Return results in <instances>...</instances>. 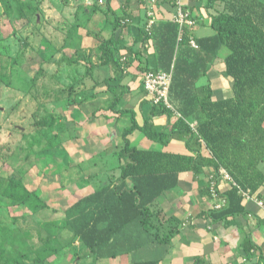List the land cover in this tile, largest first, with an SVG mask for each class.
<instances>
[{"label": "trees", "instance_id": "1", "mask_svg": "<svg viewBox=\"0 0 264 264\" xmlns=\"http://www.w3.org/2000/svg\"><path fill=\"white\" fill-rule=\"evenodd\" d=\"M0 1L6 14H17L20 19L34 18L39 11L32 0ZM217 4V13L211 14L214 34L196 38L198 48L190 44L191 37H195L193 29H186L179 40V26L175 21L154 24L151 34L146 23L141 31L143 46L151 41L158 52L159 64L167 70L174 64L169 93L172 108L163 102L154 103L150 97L146 100L152 105L150 117L143 122L134 109L129 110L130 124L124 131V147L117 157L120 175L80 197L68 209L67 215L74 216L75 236L84 243L87 255L95 260L109 255V249L113 257L129 252L146 238L173 244L181 222L167 215L159 207V200L167 191L178 187L184 173L192 171L198 176L205 173L209 178L206 187L209 196L212 195L211 181L215 180L217 192L226 198L223 207L207 211L206 216L213 222L248 214L241 190L260 197L264 184V0H207L206 10L216 8ZM124 13L129 11L125 9ZM117 22L120 24V19ZM113 41L114 37L104 38L101 61L102 64L113 62L121 68L122 63L114 57L111 48ZM223 50L227 52L222 58L224 76L232 85L227 87L224 97L215 98L211 82L201 85L199 82L208 77ZM127 58L125 56L123 64L129 67ZM123 76L107 79L108 89ZM143 90L150 95L144 84ZM122 95L116 94L113 103L119 102ZM156 117L175 120L168 135L155 131L150 118ZM136 130L164 140V145L170 140L168 137L180 133L189 139V147L191 140L199 150L192 154L140 148L129 138ZM203 146L207 154L200 151ZM222 169H226L236 183L225 178ZM4 194L16 203L33 201L38 207H47L40 192L27 188L18 178L9 179ZM142 234L146 236L141 241ZM4 244L5 239L0 237V252ZM253 246H248L249 253Z\"/></svg>", "mask_w": 264, "mask_h": 264}, {"label": "rangeland", "instance_id": "2", "mask_svg": "<svg viewBox=\"0 0 264 264\" xmlns=\"http://www.w3.org/2000/svg\"><path fill=\"white\" fill-rule=\"evenodd\" d=\"M32 1L39 11L29 20L6 14L0 1V264H93L67 211L121 173L108 156L119 145L108 141L110 128L93 130L108 121L92 119L99 104L91 95L101 44L124 1ZM12 178L38 190L47 207L5 195Z\"/></svg>", "mask_w": 264, "mask_h": 264}, {"label": "crops", "instance_id": "3", "mask_svg": "<svg viewBox=\"0 0 264 264\" xmlns=\"http://www.w3.org/2000/svg\"><path fill=\"white\" fill-rule=\"evenodd\" d=\"M123 1V9L128 10L129 13H113V30L109 35V37H114L111 44L114 57L122 63V66L120 68L113 62L102 64L101 60L96 61L93 81L97 87L93 89L91 95L92 103L98 102L99 104L97 107L92 106V119L95 120L99 117L98 120L109 122L99 127L93 122L95 125L92 126L93 130L99 128V134H101V129L106 128L108 131L110 128L108 141L110 144L113 142L114 146L116 143L119 144L108 155L112 158L118 157L124 147V131L131 120V112L128 111L134 109L141 122L146 117H150L152 105L146 100L150 99L151 95H146V91L143 90L146 73L149 69L153 71L170 70L159 64L158 52L151 45V41L144 46L142 44L141 31L145 28L148 20L151 0ZM184 3L197 20V25L192 28L195 38L199 39L214 34L211 26V14L217 13L219 4L216 5V8L207 11V0H184ZM156 9V25L161 21H174L175 7L171 0H159ZM117 19H120V24ZM123 22L126 23L123 24ZM226 53L225 50L221 51L220 59L210 70L208 77H204L211 82L215 98H222L228 92V88L221 83L222 79H218L221 74L224 76L225 67L221 66L222 58ZM125 56L130 60L129 67L123 64ZM218 65H221L220 69H218ZM173 66L174 64L171 68ZM214 72L219 74L212 77ZM104 74L107 76L103 80ZM122 74L124 75L122 79L114 81L112 88L108 89L106 80ZM199 84L201 85L200 82ZM120 93H123L120 101L113 103L116 100V94ZM216 93H221V96H217ZM86 108L89 109V107H83L84 111H87ZM97 112L99 116L95 114ZM150 120L156 132L159 131L167 135L172 131L175 122L174 119L168 121L166 117L150 118ZM178 135L168 137L170 140L167 145L163 144L164 140L150 137L147 131L136 130L130 134L129 138L134 145L140 148H160L192 154L198 152V147L191 144V140L189 147V139L180 133ZM158 136L157 133L156 137ZM200 151L204 154L208 153L204 146ZM262 170L264 171V169ZM230 181L236 183L234 180ZM213 182L215 180L211 181V187ZM208 184L209 178L205 176V173L198 176L190 171L182 174L176 189L167 191L160 198L159 207L167 215H173L181 222L180 232L174 237L173 244L168 245L146 238L139 247L133 248L129 252H121L115 257L111 256L109 249V255L101 256L93 264H138L152 261L157 264H264V184L260 197L250 195V198H247L244 196L248 214L219 222H213L206 215L210 208L217 209L215 205L225 197L221 195L218 199L213 195L210 197L206 191ZM142 238L144 237H140L141 241ZM249 245H254L251 253L247 250ZM118 248L121 249L119 246Z\"/></svg>", "mask_w": 264, "mask_h": 264}, {"label": "built area", "instance_id": "4", "mask_svg": "<svg viewBox=\"0 0 264 264\" xmlns=\"http://www.w3.org/2000/svg\"><path fill=\"white\" fill-rule=\"evenodd\" d=\"M159 0H151L150 7L148 9V20H147V31L151 34L152 28L156 23V13L157 9L156 6L158 5ZM172 4L175 7V15L173 20L179 26V40H182L184 31L186 29H192L197 25V20L194 18L191 11L185 7L184 0H173ZM190 44L194 48H198L199 45L195 37H191ZM174 74V66L169 70H157V71H148L145 75L144 85L146 90L150 93L154 103H161L163 102L168 107L172 108V105L169 100V93L171 88V83ZM222 173L224 174L225 178L232 180V176L227 172L226 169H222ZM242 194L250 198V193L248 191L241 190ZM211 193L214 198H220L219 193L215 188V182L212 183ZM226 203V199L222 198L219 202L215 205L217 209L223 207Z\"/></svg>", "mask_w": 264, "mask_h": 264}]
</instances>
